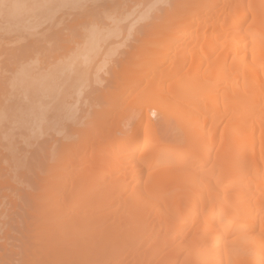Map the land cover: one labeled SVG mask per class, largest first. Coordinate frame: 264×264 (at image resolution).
Here are the masks:
<instances>
[{
  "label": "bare ground",
  "instance_id": "obj_1",
  "mask_svg": "<svg viewBox=\"0 0 264 264\" xmlns=\"http://www.w3.org/2000/svg\"><path fill=\"white\" fill-rule=\"evenodd\" d=\"M83 1L0 0V264H127L129 244L131 264H264V0H101L73 13ZM66 18L91 28L75 44L86 77L116 41L137 45L124 54L142 98L75 144L77 125L65 133L58 116L65 90L83 93L77 80L64 87L51 60L31 61L40 37L6 46ZM168 113L166 134L154 117ZM23 224L39 246L8 244Z\"/></svg>",
  "mask_w": 264,
  "mask_h": 264
},
{
  "label": "rangeland",
  "instance_id": "obj_2",
  "mask_svg": "<svg viewBox=\"0 0 264 264\" xmlns=\"http://www.w3.org/2000/svg\"><path fill=\"white\" fill-rule=\"evenodd\" d=\"M100 2L102 1L100 0L97 2H93V0H84L82 4L78 6V8L72 7L71 10L73 13H76V12H79L83 6H85L84 8L91 7L92 5L99 4ZM69 18H66L67 20L66 19L65 20L68 21ZM72 18L74 17L72 16ZM104 18L106 19V17ZM64 21L61 23L57 22L55 24H50V26L46 28L43 34L38 33V34H35L34 36L30 35L31 32L27 31L26 29L17 30L16 32H14V33L18 32L16 34L17 36L16 40L11 41V43H8L6 46L7 47H18V46L25 44L29 40L30 36H31L30 39L34 37H40L42 40L41 44L36 49V51L34 50V52H32L33 56H32L31 61L33 62L37 60H51L52 65L49 66L48 69L50 70L48 71L54 70L52 74L55 72L56 75L60 77V79L65 84L64 87L72 86L74 84V80H77V84H74V86H77L78 88L82 89L81 92L83 91V93L78 95L77 92L76 93L74 92L72 94V89L65 90L64 91L66 92L65 98L71 110L65 107L64 110H62V112L60 111L61 112V114H59L60 116H58L61 119L59 128L64 129L65 133L66 131L71 132L72 127H73V122H75L74 127L77 125L75 129H78V130L74 134V137L70 139L71 143L75 144L87 138L90 140H93L95 136L93 131L97 129L96 123H99L102 120L104 121L105 119H108L117 110H120V109L123 110L124 108H127V106L133 105V103L138 102V99L140 97L137 94L138 90H136L135 92L134 91L135 89H133L131 86V84H133L134 82L132 83L133 73L130 72V70L133 71V69H135L136 71L138 67L132 66L131 65L132 62L128 61L127 59L128 57L124 54L125 51L127 50V47L128 49L135 48L136 44L128 40L124 42V43H127V45L126 44L122 45L121 43L123 42V40L118 41V42L116 41V43L111 45L109 49L104 50L106 52H104L102 55L97 56L95 60H93V62L95 63L94 64L92 62L94 65V70H93L94 73L92 72V74L86 77L83 75L82 70L86 67L88 61H85V59H83L79 54L78 55L75 54L82 47V45H78L80 46L78 47V46H75V44L76 42L81 40V38L82 40L86 39L84 35L82 37L80 32L81 33L86 32L84 29L89 28L88 30H90L91 28L89 25H86V23H84L85 25L84 24L80 25V23H74L75 21L72 22V19L70 20L71 24H69V22L64 23ZM3 54L5 55V53ZM3 54H0V56ZM172 55L173 53L170 52L169 58H171ZM2 58L0 62L4 60V59L2 60ZM127 61L129 62L128 64H127ZM5 63L6 62H4L3 64ZM98 64L100 66H98ZM129 64L132 67H130ZM5 68H8V66H5ZM96 73H98L97 77L95 76ZM54 77H55V74H54ZM66 79L70 80L69 83H71V80H72V84L69 85L68 83V86H66L67 84L65 82ZM68 80L66 81L68 82ZM93 88L96 89L94 90V92H97V93L93 92V94H90L91 92L90 90ZM140 100H142V98H140ZM169 116H170V113H168L167 116H162L158 114L157 117H154V120H156L155 122L157 124L162 121L165 123L166 127L164 128L165 129L164 132L166 131L165 132L166 134H169V132L171 131L169 129H172V128L174 129L176 127L175 125L176 121H174L172 118H170L171 116L170 117ZM166 117H168V119ZM168 120L170 122H168ZM83 161H84V158L80 161V164L83 163ZM8 190L9 192L10 190H12L13 192L12 194H14L12 197L15 196L16 198H18L19 195L18 194L15 195V191L13 189L8 188ZM5 191L7 192V189L4 190L5 196H3L2 198L6 197ZM7 195H8V192H7ZM9 197L10 198H8V196L6 197L7 205L9 204L8 202L9 200H10V205L13 204L11 203L12 202L11 200H13L14 198L11 199V196ZM20 203H22L21 200H20ZM7 205L5 206V204L4 205L2 204V207L4 206L5 208L7 207L6 208L7 210L13 209L12 205H11L12 206L11 208H9L10 205L9 206ZM6 209L5 211L7 212ZM2 210L0 208V211ZM9 211L7 212V214H11L12 211L10 213ZM7 214H4L5 217L2 216L1 220L9 219V216ZM21 227H23L22 229L24 228L25 229L20 230L19 228H14L11 230L10 233L6 235V240L8 244L14 245L16 249L18 250H21V248L24 249L25 246L27 247L29 246V248L34 247V246L35 247L39 246L40 245L39 242L41 241V238L39 237V235H37L36 233L30 230H27V226H25L24 224ZM2 236H4V233H2ZM2 239L3 238H1V240ZM45 243L46 241H44V245ZM41 245L43 244L41 243ZM129 245H127L123 251L124 254H129L125 262L127 264L134 263L133 261H131V256L133 255L131 254L130 256L129 252H130L131 246L129 247ZM146 246L147 244H140L139 245L140 249L138 248L139 251L144 250ZM132 248L134 249V247ZM32 256L33 255H31V257ZM16 258L17 259L14 261L15 264L20 261L19 259L21 258V254H17ZM177 264H179V262Z\"/></svg>",
  "mask_w": 264,
  "mask_h": 264
}]
</instances>
